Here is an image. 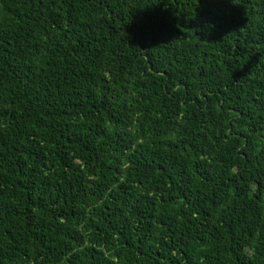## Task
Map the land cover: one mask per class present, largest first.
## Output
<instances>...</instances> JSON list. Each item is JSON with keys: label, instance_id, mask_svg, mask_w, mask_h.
<instances>
[{"label": "trees", "instance_id": "16d2710c", "mask_svg": "<svg viewBox=\"0 0 264 264\" xmlns=\"http://www.w3.org/2000/svg\"><path fill=\"white\" fill-rule=\"evenodd\" d=\"M0 264H264V0H0Z\"/></svg>", "mask_w": 264, "mask_h": 264}]
</instances>
